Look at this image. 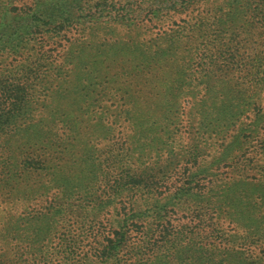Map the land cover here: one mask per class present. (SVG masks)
<instances>
[{
    "label": "rangeland",
    "instance_id": "rangeland-1",
    "mask_svg": "<svg viewBox=\"0 0 264 264\" xmlns=\"http://www.w3.org/2000/svg\"><path fill=\"white\" fill-rule=\"evenodd\" d=\"M0 0V264H264V0Z\"/></svg>",
    "mask_w": 264,
    "mask_h": 264
},
{
    "label": "trees",
    "instance_id": "trees-1",
    "mask_svg": "<svg viewBox=\"0 0 264 264\" xmlns=\"http://www.w3.org/2000/svg\"><path fill=\"white\" fill-rule=\"evenodd\" d=\"M184 1H186V0H182V3H181V5L184 3Z\"/></svg>",
    "mask_w": 264,
    "mask_h": 264
}]
</instances>
